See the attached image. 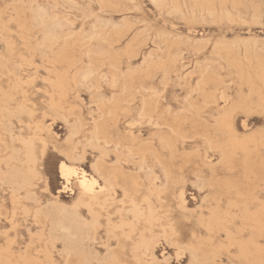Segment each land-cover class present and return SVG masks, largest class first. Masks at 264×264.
<instances>
[{"label": "rangeland", "instance_id": "rangeland-1", "mask_svg": "<svg viewBox=\"0 0 264 264\" xmlns=\"http://www.w3.org/2000/svg\"><path fill=\"white\" fill-rule=\"evenodd\" d=\"M262 20L264 0H0V264H264ZM53 134L94 199L43 166L39 186Z\"/></svg>", "mask_w": 264, "mask_h": 264}, {"label": "snow or ice", "instance_id": "snow-or-ice-1", "mask_svg": "<svg viewBox=\"0 0 264 264\" xmlns=\"http://www.w3.org/2000/svg\"><path fill=\"white\" fill-rule=\"evenodd\" d=\"M262 26H264V20H262ZM159 90H157V96H160ZM239 114V113H237ZM251 113H244L243 115H249ZM264 115V113H261ZM143 119V112L140 114V120ZM133 123L130 124V127H134L138 122L136 117H132ZM33 164H34V173L40 178V187L44 189L45 192L48 191V188L45 187L43 182V177L40 176L41 166L47 169V176L50 182L63 184L62 191L68 192L70 190V185L74 183H78L79 187L83 189L85 192L90 191L89 182L87 180V172L83 173V178L81 177V169L80 165L84 164V160L82 157L78 155H73L70 149L67 147V143L61 141L54 134L52 138L49 140L47 137L40 141V145L34 148L33 154ZM95 164H93V170L95 171ZM93 187L96 186V180L93 179L91 181ZM195 187V185H193ZM55 192V188L52 189ZM203 191V189H201ZM199 203V200H197ZM191 224V220L182 215H177L171 218L169 227L171 229L172 237L176 241L175 243H171L169 241H163L166 246L174 247L177 249L175 259L176 261L181 260V244L180 241L185 238V234L189 229ZM221 242L223 245V252L231 257L233 255L235 245L229 244L228 240L230 239L228 232H222L220 234ZM192 240L195 239V235L193 234L191 237ZM264 247V244H262ZM186 250V248L184 249ZM167 260V257H166ZM184 264H194L193 261H185ZM216 264H223L221 260H217ZM226 264H234V261L229 260Z\"/></svg>", "mask_w": 264, "mask_h": 264}, {"label": "bare ground", "instance_id": "bare-ground-1", "mask_svg": "<svg viewBox=\"0 0 264 264\" xmlns=\"http://www.w3.org/2000/svg\"><path fill=\"white\" fill-rule=\"evenodd\" d=\"M212 15V14H211ZM227 19V18H226ZM52 21V20H51ZM42 23V22H41ZM51 29H52V27H50ZM49 31H50V29H49ZM51 35V34H50ZM50 37V36H49ZM10 45V44H9ZM56 45V44H55ZM78 45V44H77ZM32 51V50H31ZM35 52V51H34ZM33 53V52H32ZM13 56V55H12ZM58 57V56H57ZM22 61V60H21ZM72 61V60H71ZM53 62H54V60H53ZM51 68H52V66H51ZM56 80V79H55ZM19 83V82H18ZM17 84V83H16ZM20 85V84H19ZM23 85V84H22ZM21 85V86H22ZM23 87V86H22ZM55 87V86H54ZM58 87V86H57ZM27 89V88H26ZM61 90V89H60ZM1 93V92H0ZM3 93V92H2ZM2 97H3V94L1 95ZM1 97V98H2ZM221 97V96H220ZM120 103V102H119ZM4 107H5V105H4ZM126 109V108H125ZM2 112V111H1ZM127 112V111H126ZM165 112V111H164ZM64 113V112H63ZM71 113V112H70ZM129 114H130V112H129ZM141 114V113H140ZM109 116V115H108ZM161 116V115H160ZM76 119H78V118H76ZM186 120V119H185ZM65 121V120H64ZM158 121V120H157ZM160 123V122H159ZM185 123V122H184ZM156 126V125H155ZM244 128V127H243ZM131 129V128H130ZM8 130V129H7ZM37 131V130H36ZM128 132V131H127ZM24 133V132H23ZM139 134V133H138ZM124 135V134H123ZM243 141V140H242ZM245 146V145H244ZM221 148V147H220ZM130 150V149H129ZM130 152V151H129ZM128 152V153H129ZM231 155V154H230ZM132 156V155H131ZM226 157H228V156H226ZM229 158V157H228ZM6 168V167H5ZM81 169V168H80ZM85 171L83 170V169H81V177L83 178V173H84ZM232 172V171H231ZM88 175H87V180H88V182H89V189H91L90 191H87V192H85L83 189H81L80 187H79V184H78V187H79V190H80V192H81V195H82V197H81V199L83 200L84 199V197H88L89 199H94V197H95V195H96V193L98 192V190H101V189H103V187L101 188V186H99V182H98V180L92 175V174H89V173H87ZM256 178V177H255ZM93 179H95L96 180V186L95 187H93L92 186V184H91V181L93 180ZM210 184V183H209ZM197 191V190H196ZM166 192V191H165ZM214 193V192H213ZM72 195V194H71ZM124 198V197H123ZM226 198V197H225ZM229 198V197H228ZM108 199V198H107ZM91 201V200H90ZM105 201V200H104ZM102 203V202H101ZM121 203V202H120ZM86 205V203L84 204V206ZM90 205V204H89ZM93 205H94V203H93ZM233 205V204H232ZM234 205H236V204H234ZM238 205V204H237ZM104 206V205H103ZM87 207V206H86ZM235 207V206H234ZM237 207V206H236ZM90 208V207H89ZM96 208H98V207H96ZM246 208V207H245ZM101 209V208H100ZM104 209V208H103ZM123 211V210H122ZM89 212V211H88ZM137 213V212H136ZM135 213V214H136ZM88 214V213H87ZM138 214V213H137ZM89 215V214H88ZM201 220V219H200ZM238 220V219H237ZM83 221V220H82ZM85 223H86V221H85ZM96 223H97V221H96ZM110 224V223H109ZM126 224V223H125ZM111 225V224H110ZM120 225V224H119ZM128 226V225H127ZM217 226V225H216ZM264 227V226H263ZM111 228V227H110ZM114 228V227H113ZM131 228V227H130ZM94 229V228H93ZM98 229H99V226H98ZM156 229V228H155ZM55 230H58V229H55ZM114 230V229H113ZM162 230V229H161ZM163 230H164V228H163ZM94 231V230H93ZM106 231V230H105ZM95 232V231H94ZM226 232V231H225ZM229 232V231H228ZM238 232V231H237ZM56 234V233H55ZM109 235V234H108ZM232 236V235H231ZM164 237V236H163ZM236 237V236H235ZM234 237V238H235ZM238 237V236H237ZM139 238H141V236L139 237ZM142 238H143V236H142ZM173 238V237H172ZM256 238V237H255ZM126 240V239H125ZM128 241V240H127ZM229 242V241H228ZM253 242V241H252ZM197 243V242H196ZM242 243V242H241ZM158 245V244H157ZM160 245V244H159ZM201 246H202V244H201ZM211 247V246H210ZM255 247V246H254ZM257 247V246H256ZM203 248V247H202ZM212 248V247H211ZM240 248V247H239ZM131 249H133V248H131ZM138 250V249H137ZM203 250V249H202ZM219 250V249H218ZM243 250V249H242ZM246 250H247V248H246ZM111 251V250H110ZM223 251V250H222ZM244 251V250H243ZM219 252H221V251H219ZM240 252H241V250H240ZM256 252V251H255ZM255 252H254V254H255ZM258 252V251H257ZM107 253V252H106ZM243 253V252H242ZM245 253V252H244ZM225 254V253H224ZM239 254V253H238ZM249 254V253H248ZM257 254V253H256ZM105 255V254H104ZM227 255V254H226ZM240 255H241V253H240ZM258 255V254H257ZM259 255H260V253H259ZM209 256V255H208ZM207 256V257H208ZM211 256H212V254H211ZM210 256V257H211ZM250 256V255H249ZM78 257V256H77ZM83 257V256H82ZM84 257H86V256H84ZM83 257V258H84ZM222 257V256H221ZM263 257V256H262ZM247 258H248V256H247ZM204 259V258H203ZM250 260V259H249ZM87 262V261H86ZM52 263V262H51ZM78 263V262H77ZM253 263V262H252ZM255 263V262H254ZM85 264H87V263H85ZM263 264V263H262Z\"/></svg>", "mask_w": 264, "mask_h": 264}]
</instances>
